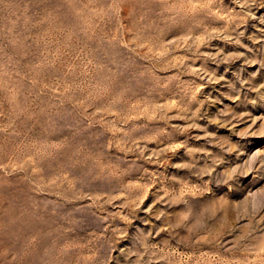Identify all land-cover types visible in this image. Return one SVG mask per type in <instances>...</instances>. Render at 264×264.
<instances>
[{"label": "rangeland", "instance_id": "1", "mask_svg": "<svg viewBox=\"0 0 264 264\" xmlns=\"http://www.w3.org/2000/svg\"><path fill=\"white\" fill-rule=\"evenodd\" d=\"M0 264H264V0H0Z\"/></svg>", "mask_w": 264, "mask_h": 264}]
</instances>
